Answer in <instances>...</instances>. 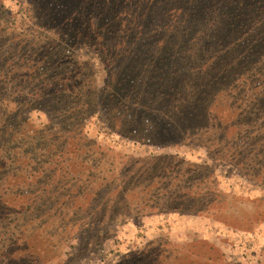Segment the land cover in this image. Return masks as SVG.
<instances>
[{
	"label": "rangeland",
	"instance_id": "374dc122",
	"mask_svg": "<svg viewBox=\"0 0 264 264\" xmlns=\"http://www.w3.org/2000/svg\"><path fill=\"white\" fill-rule=\"evenodd\" d=\"M27 2L0 0V29L6 34L0 67L11 44L8 65L19 70L11 83L2 82L0 73V108L6 113L12 106L16 117L17 104L9 100L20 87L34 91L27 74L42 58L29 41L56 38L54 30L37 25ZM216 10L179 47L185 57L177 59L179 65L162 68L165 76L179 72L171 76L174 87L165 91L171 95L166 101L146 117H129L99 99L101 105L93 104L66 131L61 141L68 143L58 156L39 163L49 168L32 172L34 185L21 193L34 196L32 201L17 199L15 188L8 191L5 198L12 202L0 206V241L13 236L8 251L17 254L9 264H264V68L251 85L244 84L238 79L242 65L227 58L224 46L219 70L226 75L230 64L236 66L225 80L215 79L218 68L210 69V58L198 59L196 68L186 65L188 52L202 39L234 23L229 44L239 45L259 23L251 24L249 15L251 25L239 29L236 13ZM80 32L74 43H62L65 52L55 59L83 87L91 82L104 91L112 65L92 34ZM41 46L44 53L48 46ZM207 71L211 77L200 87L193 78ZM25 106L18 109L20 117L35 130L53 128L61 117L35 103ZM4 178L10 180L6 187L17 185L12 176ZM25 240L35 248L22 247Z\"/></svg>",
	"mask_w": 264,
	"mask_h": 264
},
{
	"label": "trees",
	"instance_id": "16d2710c",
	"mask_svg": "<svg viewBox=\"0 0 264 264\" xmlns=\"http://www.w3.org/2000/svg\"><path fill=\"white\" fill-rule=\"evenodd\" d=\"M27 4L37 25L54 30L56 38L49 39V43L47 40L40 43L29 41L32 52L42 57L31 66L32 73H28V80H25L35 92L29 93L20 87L17 90V98H12L9 102L17 104L18 109L35 103L37 107L55 114V117H61L54 123L53 128L44 125V130L41 131L33 129L32 123L22 119L18 109L16 117L12 106H6V113L0 108V182L5 181L0 184L1 207L12 202L5 196L13 188L17 191V199L26 200L27 203L32 201L34 196L21 194L22 190H25L24 187L30 188L34 185L32 172L36 168H49L40 166V162L46 156H58L61 147L68 143L67 139L61 141L68 134L66 131L73 130L72 126L93 104L99 103V99L103 101L101 104L105 102L129 117H135L139 113L146 117L150 109L160 106L161 100L166 101L167 98L163 97L171 95H167L165 91L174 87V79L171 76L177 78L179 72L172 71L171 75L165 76L162 68L179 65L177 59L183 60L185 57L180 56L181 51L177 50L181 45L185 46V41L191 36V30L200 31V20L203 17V23L213 19V15L218 11L216 8L224 7L236 13V18L241 20L239 29L242 25L249 27L255 22L259 24L249 34L248 41L239 45L229 44V32L234 31V23L231 28L225 27L224 32L222 29L221 34L202 39L201 44H196L190 54L188 52L187 68L191 65L196 68L198 59L207 57L212 59L210 69L217 65L218 74L215 79L220 80L221 77L225 80L229 71L236 66L229 63L227 68L224 64L227 68L226 75L219 70L226 60L223 53L219 52L223 46L228 48L227 58H232V61L238 59L242 65L239 67L242 72L239 73L238 79L242 78L244 84L253 83L254 77L264 68V0H28ZM198 14L202 15L199 19ZM249 15L254 16L251 24ZM80 31L92 34L103 47L104 54L112 65L109 88L104 91L94 88L91 82L90 86L83 87L84 84L69 76L70 74L63 70L64 65L55 59L57 56L62 58L67 44L80 38L75 36L81 33ZM4 38L6 34L2 28L0 52L3 50ZM41 45L48 46L44 53V46ZM10 48L11 44L7 46L9 50L5 55H2L5 56L1 62L7 67L6 72L5 67H0V73L2 82L11 83L17 81L19 70H12L11 65H8L11 63ZM215 53H218L216 57H211ZM191 56L197 60L191 59ZM69 58L72 59V56ZM199 67L203 66L200 64ZM254 69L258 70L253 71ZM206 73L207 75L203 73L202 77L198 74L193 78L200 87L204 86L203 81L211 77L208 71ZM1 89H6V85H2ZM134 104L136 105L133 106ZM6 175L17 180V185L10 183L6 187L10 181L4 178ZM10 211L13 215L18 213ZM3 241H0V264H9L11 260H15L13 255L17 254V250L8 251L10 246L12 247L13 236L5 240L4 244ZM23 243L22 247L28 250L35 248V245L30 247V240ZM20 258L17 261H20ZM22 258L28 259V256L22 254Z\"/></svg>",
	"mask_w": 264,
	"mask_h": 264
}]
</instances>
